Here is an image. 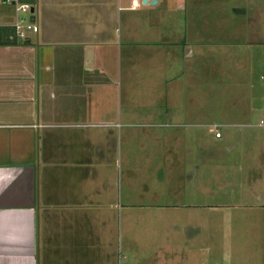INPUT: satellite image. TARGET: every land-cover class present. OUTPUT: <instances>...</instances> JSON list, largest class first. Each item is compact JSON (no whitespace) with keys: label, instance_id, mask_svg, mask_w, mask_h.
<instances>
[{"label":"crops","instance_id":"crops-1","mask_svg":"<svg viewBox=\"0 0 264 264\" xmlns=\"http://www.w3.org/2000/svg\"><path fill=\"white\" fill-rule=\"evenodd\" d=\"M35 1L39 32L21 41L15 9L0 0V264H115L120 232L130 243L152 205L161 264H181L183 239L199 237L200 208L215 209L219 196L216 183H199L197 151L184 141L217 109L225 143L236 126L252 131L264 119L254 75L264 0ZM182 123L187 133L168 131ZM160 125L164 140L184 134L180 146L147 143ZM254 131L259 149L224 155H261L263 166L264 126ZM134 183H144L141 196ZM151 183L158 197L148 196ZM221 187L228 204H264V183Z\"/></svg>","mask_w":264,"mask_h":264},{"label":"rangeland","instance_id":"rangeland-1","mask_svg":"<svg viewBox=\"0 0 264 264\" xmlns=\"http://www.w3.org/2000/svg\"><path fill=\"white\" fill-rule=\"evenodd\" d=\"M28 2H32L37 10L35 0H28ZM216 15H214V19H216ZM28 16L26 14V18ZM255 60H262L255 61L260 67H257V72L254 75L258 86L264 88V57ZM261 75H263V81H259ZM222 87L223 85H216L217 94L223 93ZM262 95V100H264V89ZM201 100H204L203 97ZM218 103L221 104V102ZM218 113L219 110L217 109L216 115L213 114L209 118L200 119L199 125L193 128V142L192 140L190 143L187 141L189 145H186L185 140L183 143V147H193L197 151L198 157L195 161L198 164L199 183H216L219 187L217 189L219 196L214 198L213 204L217 206L215 209L200 208L199 237L197 239L194 237V241H188V243H186V240H189L188 237L183 239L185 246L189 247V251L185 249L183 252L184 258L181 259V264H263L264 231H261V227L264 224V204L250 198L247 200L232 198L234 202L228 204L224 198L225 191H222L224 187L221 185L223 183H264V165L259 166L262 162L261 155L252 156L249 153L245 158L240 157V155L238 158L236 154L228 157L223 152L230 148L259 149V141L256 136L260 134H255L256 131L254 130H256V125L264 126V119L253 121L250 125L253 128L252 131L248 127L239 128L236 126V130L242 129V132H237L234 134L237 136H234L231 142L225 143V138L217 140L215 136V128H219L222 134H226L230 130L228 125L223 123L224 121ZM163 126L160 125L159 129L157 128L156 132L151 134V140L147 143L152 147H175L176 143H179L180 146L181 137L184 134L178 137V141L175 140L174 136L164 140L162 133L165 129H162ZM188 129L182 123L177 128H170L168 131L173 132V134L177 132L187 133ZM160 134L161 139L155 140L154 138L159 137ZM246 134L249 136L246 137ZM234 165H236V169H233ZM254 167L262 169L255 171ZM186 178V175L182 177V179ZM160 189V183H151L152 193H149L148 196L158 197ZM130 190L133 195L141 196L145 192L144 183H134V190L132 188ZM115 191L118 196L124 195L126 193L124 183L118 185L116 183ZM200 200L201 205H203L205 199L201 197ZM136 209L138 216L140 209ZM150 214V217L145 220V224L143 223L144 217L141 220L136 218L134 236L130 243L120 232L116 240L115 264H161L164 261L161 258V247H164L163 237L159 233L163 231L162 224L159 212L153 205L150 206ZM189 233H191L190 229Z\"/></svg>","mask_w":264,"mask_h":264},{"label":"built area","instance_id":"built-area-1","mask_svg":"<svg viewBox=\"0 0 264 264\" xmlns=\"http://www.w3.org/2000/svg\"><path fill=\"white\" fill-rule=\"evenodd\" d=\"M5 5L12 6L16 13L17 19L14 23L15 37L21 41H27L30 33H38L39 26L36 24L34 13L32 9H35L31 2L25 0H3ZM26 14L29 15L26 18ZM216 138H221L222 133L219 129H216Z\"/></svg>","mask_w":264,"mask_h":264},{"label":"water","instance_id":"water-1","mask_svg":"<svg viewBox=\"0 0 264 264\" xmlns=\"http://www.w3.org/2000/svg\"><path fill=\"white\" fill-rule=\"evenodd\" d=\"M143 2H144V4L149 3L151 5H156L158 1L157 0H153V1L144 0ZM34 12H35V9H32V13H34Z\"/></svg>","mask_w":264,"mask_h":264},{"label":"trees","instance_id":"trees-1","mask_svg":"<svg viewBox=\"0 0 264 264\" xmlns=\"http://www.w3.org/2000/svg\"><path fill=\"white\" fill-rule=\"evenodd\" d=\"M4 35H5L6 39H9V37L12 35V32L7 31L6 33H4Z\"/></svg>","mask_w":264,"mask_h":264}]
</instances>
